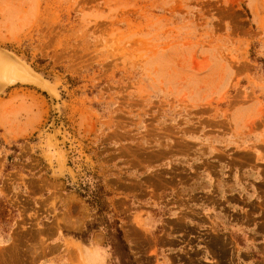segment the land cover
<instances>
[{
    "label": "rangeland",
    "instance_id": "rangeland-1",
    "mask_svg": "<svg viewBox=\"0 0 264 264\" xmlns=\"http://www.w3.org/2000/svg\"><path fill=\"white\" fill-rule=\"evenodd\" d=\"M0 48V264H264V0H0Z\"/></svg>",
    "mask_w": 264,
    "mask_h": 264
},
{
    "label": "bare ground",
    "instance_id": "bare-ground-1",
    "mask_svg": "<svg viewBox=\"0 0 264 264\" xmlns=\"http://www.w3.org/2000/svg\"><path fill=\"white\" fill-rule=\"evenodd\" d=\"M8 56H12L15 62L10 60ZM40 79L41 77H37V74L35 75L29 70L17 57L0 48V84H5V82H32L33 84H43L42 87L45 88V82L42 83Z\"/></svg>",
    "mask_w": 264,
    "mask_h": 264
}]
</instances>
